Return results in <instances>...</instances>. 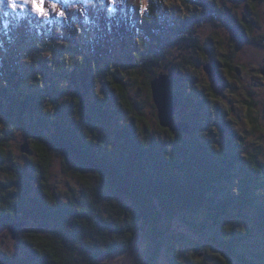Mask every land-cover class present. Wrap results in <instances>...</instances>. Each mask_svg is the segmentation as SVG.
<instances>
[{"label": "trees", "instance_id": "trees-1", "mask_svg": "<svg viewBox=\"0 0 264 264\" xmlns=\"http://www.w3.org/2000/svg\"><path fill=\"white\" fill-rule=\"evenodd\" d=\"M106 4L93 14L80 12L81 17L67 9L69 19L64 23L60 10L43 17L52 27L66 29L63 34L46 30L39 21L41 28L37 27L35 18L25 14L28 27L24 24L16 31L14 41L4 35L10 30L3 27L7 18L0 14V117L4 124L0 128V264H107L113 255L130 251L138 233L155 243L148 264H157L163 248L174 257L172 264H182L175 244L177 240L183 244L184 238L170 236L173 224L181 219L202 232L205 229L193 218L203 213L215 224L222 217L239 223L240 228L224 230L219 225L211 231L210 239L221 251L218 254L224 255L221 258L230 261L229 253L240 264H264L254 233L258 221L264 230V197L256 193V188L264 187L263 150L236 156L229 149L214 151L194 135L197 126L192 123L199 119L194 116L193 122L179 121L194 128L185 134L188 138L181 139L180 132L161 126L152 90L155 77L171 75L173 92L182 104L183 94L174 87L180 76L184 84L191 83L184 73L189 66L199 68L194 66L195 56L203 60L202 70L215 83L228 84V78L240 71L234 64L237 51L224 48L218 33L205 40L196 29L209 21L208 30L211 25L213 30L229 28L238 43L263 47L264 35L258 37L256 32L264 22V0H139L132 6L118 0L122 9L114 15ZM76 22L82 27H73ZM19 43L34 48L27 54L30 65L21 62ZM215 43L222 47L218 54L212 47ZM117 45L123 51L118 57L121 64L109 66L105 74L109 77L101 87L96 75L103 71V63L108 65ZM173 48L182 50L183 59L171 53ZM185 48L194 56L187 55ZM207 66L212 75L206 72ZM30 76L34 89L27 91ZM142 76L147 100L167 135L165 143L142 126L146 124L143 110L131 99L132 88L139 93L142 87L137 82ZM193 94L184 96L189 97L190 107L200 108L203 124L210 118L212 97ZM124 114L134 115V121L122 120ZM94 121H100L101 128ZM80 126L91 128V139ZM101 129L104 134L98 132ZM16 134H23L30 153L38 154L36 163L21 164L14 156ZM200 154L207 164L202 170L196 167ZM56 161L62 162L77 186L66 196L52 184ZM221 179L232 184L230 191L216 186ZM247 210L257 218L254 213L247 216ZM242 218L254 220L253 226L245 229ZM16 223L22 227L14 235L11 226Z\"/></svg>", "mask_w": 264, "mask_h": 264}, {"label": "rangeland", "instance_id": "rangeland-1", "mask_svg": "<svg viewBox=\"0 0 264 264\" xmlns=\"http://www.w3.org/2000/svg\"><path fill=\"white\" fill-rule=\"evenodd\" d=\"M68 1V4L62 3L61 5L57 4V9L55 11L52 10L51 5L49 3L52 2V0H46V4H49L51 9H48L50 11L51 16H54V14L59 13V10L62 12H66L63 16H61V21L64 23V21H67L69 19L68 10L72 11L75 14V17L78 15L80 16V12H92L95 13L98 10L101 9V5H105L108 1V4H106V8L109 9L110 14L114 15L117 12H120L122 8H119L117 1L118 0H64ZM102 1L105 2V4H102ZM129 5L139 3V0H126ZM100 6H99V5ZM63 5V6H62ZM132 6V5H131ZM236 12V11H234ZM6 22L3 24V27H6L7 31L8 29L10 32H6L7 34H4L6 37H9L11 41H14L15 39V33L16 31H20L22 29V26L25 24L28 27V24L26 22V19H24L25 14L29 16V18L32 20V18H35L36 26L37 22L44 23L46 30L51 31H59L62 33V31H65L64 29L60 28V26H53L51 24H48L46 20L43 19V17H39L36 14H34L31 11V7H29L26 10H17L16 12H12L10 8H8L7 3L5 2L3 7H0V14H5ZM239 13V12H238ZM237 13V15H238ZM262 17L264 20V10L262 11ZM49 17V16H48ZM81 17V16H80ZM88 17V14H87ZM12 18V19H11ZM76 19V18H75ZM203 25H199L196 29L197 34L200 36L201 39L207 40L209 36L213 35L215 32L219 34V38L221 43H223L224 48H231L237 51V57L235 59V66H239V72L233 74L231 77L228 78V84L223 83H215L211 78L208 77L204 71L202 70V64H200L203 60L197 56H195L194 59V66L199 67L195 69L193 66H189L188 69L185 70V76L188 77L191 80V83L184 84L183 83V77L179 79L178 85L174 87L175 91L180 95V100L182 104H180L175 120L176 121H182L184 118L191 120L193 122L192 117L199 118L197 119L198 122L192 123V126H197L195 130V136L198 137L199 140H201L203 143L205 142L207 146L213 147L214 151H223L226 149H229L230 155H238L243 154L245 152H256V150H263L261 151V160L264 162V78L260 74L261 69L264 66V46L259 47L255 44H252L249 42V44L244 43L240 44L238 43V40L233 36L231 29L229 28H221L224 31L220 30H213L215 25H211V29L208 30V26L211 24L209 21H205ZM234 24V23H233ZM30 25V24H29ZM82 27L79 22H76L73 24V27ZM41 28L40 26H37ZM76 27V28H77ZM1 30V27H0ZM63 34V33H62ZM256 35L260 37L261 35H264V22L260 25L259 31L256 32ZM37 41V40H35ZM204 41V40H202ZM39 43V42H38ZM36 43V44H38ZM19 47L23 46V48H20V50L23 51L21 57V62L25 63L27 65H30V57L27 56V54H30L33 49L28 48L26 43H19ZM220 43H215L212 47L215 50V52L218 54L220 51H222V47ZM118 48H116L110 56H108V65L106 63H103L102 70L100 73H97L96 80L98 83H100V86H103V83L106 79V77H109L108 75H105L106 72L110 71L112 66H120V60H118L122 55L123 51L121 50V46L117 45ZM233 49V50H234ZM174 51V54L178 56V58L183 59V56L179 55V52L182 50L180 48H173L171 53ZM185 51H187V55L194 54L190 48H185ZM27 52V53H26ZM213 52V50H212ZM223 52H226L224 49ZM189 53V54H188ZM214 54V53H213ZM184 55V54H183ZM194 56V55H191ZM119 57V58H118ZM181 59L176 60L177 64L181 62ZM125 65V71L126 67L129 65V62ZM222 72V71H221ZM136 79V78H135ZM33 76H30L27 79V84L25 87H27V91L33 88L34 83ZM137 82L142 86L140 88V91L138 93V89L132 88L131 93V99L134 102L135 105L139 106L143 110V117L145 119L146 124H143L142 126H148L150 129V133L152 135H155L157 140L159 142H166L167 135L164 133V131L161 130V127L158 123V119L155 113V110L152 108V105L150 101L147 100L148 91L142 84L144 82L143 76L139 77ZM184 93L187 94V96L195 95L196 98L204 97V94L207 93V99L208 94L211 95L212 98L211 102L209 103V111L207 112V116H210L209 120H205L203 124L201 121H203V117L201 114H198V109L200 111V108L197 107V109H193V106L190 107L186 99V95L184 96ZM213 94L216 95L215 99L213 98ZM250 94H252L250 96ZM92 100V99H91ZM220 101L218 103L217 101ZM195 102L198 103V101L195 99ZM247 102L248 103L247 105ZM254 103V105H253ZM91 104V103H90ZM90 104L88 105L90 107ZM252 104L253 106H250ZM116 104H111V108H114ZM250 108V109H249ZM206 113V112H205ZM203 113V114H205ZM201 116V117H200ZM117 116L114 115V118ZM121 117V116H120ZM134 115L131 114H124L121 119L125 120L126 122H132L134 121ZM120 121V120H119ZM95 124L97 123L99 128H101L100 121H94ZM122 122V121H120ZM3 121L0 117V128L4 126L2 124ZM209 124V125H208ZM3 125V126H2ZM255 125L257 128H255ZM82 128L83 135L86 138L91 139V132L88 126H80ZM199 127V128H198ZM198 128V130H197ZM224 128H229L228 131H225ZM194 129V128H193ZM255 129V130H254ZM98 131L99 133L104 134V130ZM182 135L179 136L181 139L188 138L185 133H181ZM184 134V135H183ZM236 134V135H235ZM166 140V141H165ZM188 140V139H187ZM27 139L23 134H16L15 138L12 139V148L14 152V156L16 155L18 158V161H20L21 164H28V162H34L36 163L39 160L38 154L36 152H31L30 154L25 157L22 151L19 149L20 145H23L24 143H27ZM258 157V156H257ZM31 160V161H28ZM62 160V159H61ZM197 165L196 167L199 168V170H202L203 167H205L206 159L200 154L197 155ZM71 164H73V161L70 160ZM52 184L54 186L55 191L62 192V196H66L65 193L69 190H71L75 186V181L73 178H71L68 174L65 172V166L62 164L61 161H56L54 168H53V174H52ZM231 183L227 181H221L217 182V187H225L228 188V191H230ZM208 189V187H207ZM256 193L259 197H264V187L262 188H256ZM209 196H211V193H208ZM219 196V195H217ZM218 200L220 198H217ZM206 212V211H205ZM253 211L247 210L246 214L247 216L253 215ZM193 218L194 222L197 224H200V226L205 229L202 232L197 230L196 228H192L185 222H183L181 219H177L174 224L173 228L171 229L170 236L172 238L175 236H181L183 237V244L179 243V240H177V243L174 241L173 243H176L175 246L178 248L176 257L178 258L177 261L181 262L182 264H240L234 255L227 254L228 259L225 258V260L221 257H224V255H219L218 252L220 249L217 250V245L213 243L210 239L211 237V231H215V229L218 228L220 225V228L226 229H234V228H240L238 221L230 220L228 221V217H222L221 219H218V223H214L209 215L207 213H203V215L194 216ZM207 217V218H205ZM253 217V216H252ZM254 217H256L254 213ZM245 219V220H244ZM243 223L246 224L245 229L251 228L254 224V220H248V218H242ZM258 221V220H257ZM257 223V222H256ZM248 224V225H247ZM255 235L257 236L256 239V245H260L259 247H256V251L260 253L261 256L264 257V230L259 227V221L258 225L254 230ZM169 236V237H170ZM241 245V244H240ZM197 246V249L199 251H196L195 247ZM236 246H239L236 244ZM155 243H153L148 237H146L145 234L138 233L136 237V241L130 251L125 253H118L116 255H113L110 257L105 263L107 264H148L150 262V256L154 251ZM242 247V246H241ZM245 248V247H242ZM260 250V251H259ZM221 252V251H220ZM226 256V255H225ZM173 256L168 253L166 248H163L160 251L159 258L157 260V264H172L171 261H173ZM223 259V260H222ZM231 262V263H230Z\"/></svg>", "mask_w": 264, "mask_h": 264}, {"label": "water", "instance_id": "water-1", "mask_svg": "<svg viewBox=\"0 0 264 264\" xmlns=\"http://www.w3.org/2000/svg\"><path fill=\"white\" fill-rule=\"evenodd\" d=\"M205 70L209 75H212L213 70L211 66H207ZM261 74L264 77V67L261 70ZM152 90L161 126L170 129L173 133L180 132L189 134L191 132L190 125L187 122L175 120L179 103L172 89L171 75L160 74L155 77L152 81ZM22 152L24 154H30V146L28 143L23 144ZM21 227V223L12 225V233L15 235Z\"/></svg>", "mask_w": 264, "mask_h": 264}, {"label": "snow or ice", "instance_id": "snow-or-ice-1", "mask_svg": "<svg viewBox=\"0 0 264 264\" xmlns=\"http://www.w3.org/2000/svg\"><path fill=\"white\" fill-rule=\"evenodd\" d=\"M5 2L12 12H16L18 9L23 11L31 7V11L37 16H49V11L46 9V0H0V7H3ZM51 8L53 11L57 9L55 0H52ZM5 15H7V13H5ZM59 15L63 16L64 13L60 12Z\"/></svg>", "mask_w": 264, "mask_h": 264}, {"label": "flooded vegetation", "instance_id": "flooded-vegetation-1", "mask_svg": "<svg viewBox=\"0 0 264 264\" xmlns=\"http://www.w3.org/2000/svg\"><path fill=\"white\" fill-rule=\"evenodd\" d=\"M249 102H247V105H248ZM190 125V124H189ZM191 128H193L191 125H190Z\"/></svg>", "mask_w": 264, "mask_h": 264}, {"label": "clouds", "instance_id": "clouds-1", "mask_svg": "<svg viewBox=\"0 0 264 264\" xmlns=\"http://www.w3.org/2000/svg\"><path fill=\"white\" fill-rule=\"evenodd\" d=\"M180 105H178V108H179ZM178 110V109H177Z\"/></svg>", "mask_w": 264, "mask_h": 264}]
</instances>
